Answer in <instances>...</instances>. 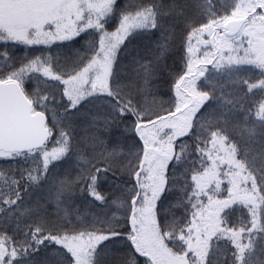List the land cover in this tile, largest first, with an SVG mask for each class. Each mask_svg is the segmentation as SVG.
Masks as SVG:
<instances>
[{
	"label": "snow or ice",
	"instance_id": "obj_1",
	"mask_svg": "<svg viewBox=\"0 0 264 264\" xmlns=\"http://www.w3.org/2000/svg\"><path fill=\"white\" fill-rule=\"evenodd\" d=\"M0 264H264V0H0Z\"/></svg>",
	"mask_w": 264,
	"mask_h": 264
}]
</instances>
